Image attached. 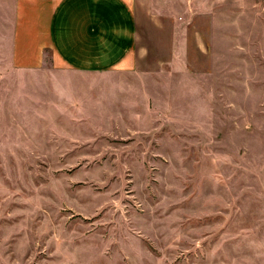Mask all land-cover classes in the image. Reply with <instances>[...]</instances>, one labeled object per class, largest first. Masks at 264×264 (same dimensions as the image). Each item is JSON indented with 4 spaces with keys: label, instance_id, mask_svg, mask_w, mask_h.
Returning <instances> with one entry per match:
<instances>
[{
    "label": "rangeland",
    "instance_id": "374dc122",
    "mask_svg": "<svg viewBox=\"0 0 264 264\" xmlns=\"http://www.w3.org/2000/svg\"><path fill=\"white\" fill-rule=\"evenodd\" d=\"M151 2L138 73L0 74V264H264V0Z\"/></svg>",
    "mask_w": 264,
    "mask_h": 264
},
{
    "label": "crops",
    "instance_id": "0c3cea01",
    "mask_svg": "<svg viewBox=\"0 0 264 264\" xmlns=\"http://www.w3.org/2000/svg\"><path fill=\"white\" fill-rule=\"evenodd\" d=\"M219 1L162 0L159 17L203 42ZM140 10L158 17L151 0H0V74L138 73Z\"/></svg>",
    "mask_w": 264,
    "mask_h": 264
}]
</instances>
